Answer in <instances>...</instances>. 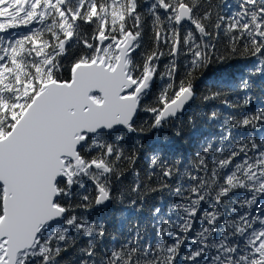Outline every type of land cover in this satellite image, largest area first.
Returning a JSON list of instances; mask_svg holds the SVG:
<instances>
[{
    "label": "snow or ice",
    "instance_id": "6c2138e0",
    "mask_svg": "<svg viewBox=\"0 0 264 264\" xmlns=\"http://www.w3.org/2000/svg\"><path fill=\"white\" fill-rule=\"evenodd\" d=\"M205 3L145 0L142 14L140 0H0V264H60L61 253L80 236L87 238L80 264H264V135H253L264 128V107L227 116L220 147L209 140L196 153L195 175L187 168L181 172L178 162L151 156L153 169L178 181L174 189L161 183L148 190L169 188L181 201L166 216L154 209L156 241H145L137 228L101 254L104 225L69 215L73 199L82 209L110 202L112 179L124 174L123 162L135 163L113 135L144 130L135 127V118L157 75L170 82L156 106L143 109L154 116L151 127L195 99L192 79L176 83L179 56L191 57L187 76L236 55L257 57L251 74L264 76V0H239L237 10L216 13L215 21L211 7L202 11ZM145 15L152 19L155 50L141 53L137 62ZM186 23L193 27L182 34ZM83 25H95L93 42ZM21 26L26 34H9ZM221 34L223 55L213 42ZM74 45L90 54L71 64L70 79H60L61 58ZM164 56L170 60L160 73ZM214 86L251 87L244 78L238 85L225 78ZM221 95L210 91L203 99ZM217 117L212 112L210 119ZM141 188L137 181L132 192L139 195Z\"/></svg>",
    "mask_w": 264,
    "mask_h": 264
},
{
    "label": "trees",
    "instance_id": "16d2710c",
    "mask_svg": "<svg viewBox=\"0 0 264 264\" xmlns=\"http://www.w3.org/2000/svg\"><path fill=\"white\" fill-rule=\"evenodd\" d=\"M239 0H206L205 7L207 10L211 7L213 10V21L215 14L227 15L237 10ZM141 7L139 11L146 13L145 0H140ZM39 27V25H34ZM193 26L190 24L183 25L182 34ZM95 25H83L82 32L87 36L89 42H93L91 37L94 35ZM28 29L21 26L17 29L9 30L11 33L26 34ZM143 46L136 53L137 62H141V53L151 52L155 50L154 34L152 30V19L145 15L143 19ZM220 54H224L227 44L221 34L219 40H214ZM161 51L167 52L168 49L161 47ZM82 54L86 53L78 45L69 48L68 55L61 58V70L57 73L58 78L68 80L71 78V64ZM190 56L181 55L177 58V77L176 83L180 79H192L195 99L192 100L185 114L168 119L158 128L151 127L154 116L145 112V106H156L154 101L159 93L170 82L167 77L157 75L154 78L152 92L147 97L138 111L135 118V127L143 128V131L127 132L124 130L116 131L113 135V141L119 144L126 156H135V163L130 164L127 161L121 165L124 174L116 179H112V199L108 207L96 208L95 205L89 209L75 207L79 203L78 199L71 201L73 208L69 215H77L78 217L95 221L104 225L106 236L103 243L98 246V250L103 252L105 247L111 248L119 246L130 234H134L137 228L140 229L145 241H156L158 239L156 232L159 228L158 217H153L154 209L161 208V214H167L168 208L175 203L181 202L180 197L173 194L169 188L157 191H149V188H158L161 183L168 184L171 189L177 185L178 177L163 178L159 167L153 169L150 164L152 155H159L162 160L169 163H177V167L181 172L187 168L193 175L197 174V170L192 167L195 162V155L206 146L211 140L215 147H220L219 135L221 133V124L229 115H238L239 113H247L264 107V76L260 74L252 75L253 65L258 62L257 57H241L234 56L223 63L214 61L206 68H201L192 72L191 76H187V61ZM170 57H161L159 63V72L165 71V65L169 64ZM229 79L237 85L241 78L247 79L250 88L245 90L239 87L235 88H217L216 81L221 79ZM210 91H221L222 95L213 100H204L203 97L210 94ZM172 93L169 92V95ZM249 103H245V99ZM227 100L231 104H237L238 107L229 108L224 101ZM217 112L218 117L210 119L211 113ZM243 132L244 130H239ZM257 139L264 135V128L257 129L253 132ZM115 136L123 137L121 141H115ZM139 181L142 185L139 195L132 192V188ZM185 185L187 181H184ZM86 188L91 190L94 197L95 192L91 183L86 184ZM87 194V192H81ZM135 200V205L132 201ZM202 207H208V204H202ZM176 217L172 216L175 222ZM173 226H175L173 224ZM194 227L199 228L197 221ZM87 238L78 237L73 245L67 248V251L61 253L59 257L60 264H80L79 249L85 247Z\"/></svg>",
    "mask_w": 264,
    "mask_h": 264
},
{
    "label": "water",
    "instance_id": "95a60500",
    "mask_svg": "<svg viewBox=\"0 0 264 264\" xmlns=\"http://www.w3.org/2000/svg\"><path fill=\"white\" fill-rule=\"evenodd\" d=\"M191 103H192V101H190L188 104H186V105H185V109H184V111H182L181 113H178L177 116L182 115V114H185V113L187 112L189 106L191 105ZM177 116H176V117H177ZM169 119H170V118H169ZM121 130L127 131L126 129H121ZM109 205H110V202H107L106 205H101V206H96V205H95V207H96V208H99V207H108Z\"/></svg>",
    "mask_w": 264,
    "mask_h": 264
}]
</instances>
